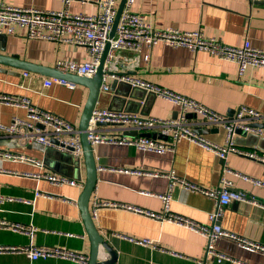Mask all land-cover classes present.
Here are the masks:
<instances>
[{
  "label": "crops",
  "instance_id": "crops-1",
  "mask_svg": "<svg viewBox=\"0 0 264 264\" xmlns=\"http://www.w3.org/2000/svg\"><path fill=\"white\" fill-rule=\"evenodd\" d=\"M3 1L14 6L44 10L68 9L73 13L94 14L100 11L103 0H70L67 4L64 0ZM120 1L117 0V9ZM132 8L143 14L154 28L201 29L204 34L231 46H241L245 40H249L254 46L264 48V0H135ZM0 53L17 55L12 62L0 63V93L25 97L33 105L60 115L79 127L88 88L81 85L69 88L58 83L45 86L44 79L51 76L25 70L22 65L27 61L55 67L60 58L85 60L87 50L84 46L29 38L24 28L17 27L15 34L5 33L0 38ZM123 53L133 57V60L129 64H118L120 71L179 92L227 116H233L241 105L264 113V67L249 65L243 74H239L234 61L221 59L205 50L194 51L164 43L151 48L144 46L139 54L128 50ZM146 53L150 54L149 60L144 59ZM111 98L112 92L105 91L98 105L107 108ZM120 105L122 108L136 107L128 101L122 103L117 100L116 106ZM137 108L139 111L135 113L142 114L143 111L161 118H176L179 115L177 105L157 94L150 100L140 101ZM26 115L25 107L0 102V122L9 124L15 116L23 118ZM189 118L191 124L197 126L199 118L196 115ZM202 128L209 130L205 134L211 140L224 142V128L211 125ZM136 132L131 130L125 134L134 137L152 132L154 138L170 141L157 129ZM258 135L264 138V129ZM237 136L240 135L237 133ZM252 142L249 138H242L235 144L240 148L258 149L264 153V143L260 147ZM93 148L98 167L91 211L97 227L118 252L116 264H217L216 258L206 253V237L198 232L122 208L98 207L96 211L93 210L94 199L161 210L163 202L159 195L167 191L170 183L167 175L170 173L203 189L218 186L221 178L226 177L231 180L235 190L245 191L254 197V201H232L226 206L220 223L229 232L264 244V186L253 184L226 170L232 169L264 182L263 163L237 153L222 159L188 139L179 141L174 150L162 153L120 142L99 143ZM0 149L38 158L45 164L44 171L85 181L83 161L77 163L68 152L45 147L36 141L28 142L21 132L12 135L0 132ZM42 171L28 162L0 158V196L13 198L3 202L0 200V218L37 228L32 237L0 228V243L60 246L89 255L91 242L77 204L82 188L69 184L58 186L46 179L24 174ZM37 190L53 194V197L36 196ZM20 198L30 202L21 201ZM214 207L213 197L175 184L171 200L174 213L208 224L209 213ZM115 233L139 239L149 238L157 247L137 243ZM215 247L217 251L245 264H264L263 252L245 249L233 238L222 236ZM101 255L109 257L104 251ZM0 264L77 263L55 257L33 260L24 252H6L0 253Z\"/></svg>",
  "mask_w": 264,
  "mask_h": 264
},
{
  "label": "built area",
  "instance_id": "built-area-1",
  "mask_svg": "<svg viewBox=\"0 0 264 264\" xmlns=\"http://www.w3.org/2000/svg\"><path fill=\"white\" fill-rule=\"evenodd\" d=\"M64 1L67 4L70 0ZM134 2L135 0H126L116 32L113 37H110L112 24L117 13V0H103L100 11L94 14L73 13L68 9L44 10L34 7L14 6L0 0V35L5 33L15 34L17 27H20L26 30V36L29 38H42L59 43H72L84 46L87 50L85 60L60 58L55 64V68L62 72H70L82 76H93L95 74L106 43L109 42L110 47L104 66L103 91L109 90L112 79L125 81L133 86L152 91L179 107V115L176 118H161L129 111L111 110L97 105L93 110L88 127V139L93 147L99 143L120 142L133 144L143 150L162 153L174 150L179 141L188 139L206 150L214 152L222 159H226L231 153H237L264 164V153L258 149L240 148L235 144L237 130H242L243 133H263L262 129L253 125L256 122H264L263 112L241 105L233 116H227L193 98L118 69V64H129L133 60V57L123 53L124 50L139 54L144 46L151 48L155 44L164 43L173 47H187L194 51L205 50L221 59L234 61L237 63L239 74H243L249 65L264 67V48L254 46L249 40H245L241 46H231L216 37L204 34L201 29L154 28L143 14L133 10ZM144 59L149 60L150 54H144ZM25 75H28V72H25ZM53 83L65 85L69 88L77 86V84L65 78L48 77L44 79L45 86H51ZM0 102L23 106L27 109L26 117L15 116L9 124L0 122V132L9 135L21 132L28 142L36 141L45 147L68 152L74 159H80L82 162L84 150L81 131L77 125L60 115L33 105L25 97L0 93ZM190 113L195 114L199 118L197 126L191 124L188 116ZM205 125L224 128L226 131L224 142H215L207 137L206 134L196 130L198 127ZM22 129L24 130L21 131ZM154 129L170 138V141H161L143 134L134 137H129L125 134L131 130L139 132ZM0 158L34 164L43 170L42 173L32 174L27 172L24 174L46 179L54 185H77L82 189L84 187V182L55 172L44 171V162L33 156L0 149ZM226 170L250 180L253 184L264 186V182L259 179L232 169L227 168ZM133 171L137 170L133 169ZM138 172H142V170H138ZM167 176L170 178L168 189L164 194L159 195L163 202L161 210H149L130 204L109 200L100 201L98 199L93 201V210L96 211L98 207L122 208L159 221L174 222L189 230L198 232L206 237V253L207 255H213L217 264H227V262L245 264L225 253L217 251L215 244L222 236L237 240L245 249L264 253V244L229 232L220 223V218L223 216L226 206L232 201H254V197H251L245 191L235 190L231 180L226 177L221 178L218 186L203 189L195 183L178 177L174 173H170ZM176 183L186 189L200 191L215 199V207L209 213L208 224L198 223L190 217L176 214L171 210V200ZM35 195L53 197V194L40 190H37ZM5 199L13 198L0 196L2 202ZM20 200L30 202L27 199L20 198ZM0 228L24 233L31 237L37 229L33 225L4 218H0ZM115 234L127 237L137 243L144 245L153 244L154 247H157L149 238L139 239L122 233ZM67 235L72 236L73 234L67 233ZM6 252H24L33 260L55 257L71 260L77 264H87L89 261V255L84 252L60 246H38L33 243L26 246L0 243V253Z\"/></svg>",
  "mask_w": 264,
  "mask_h": 264
},
{
  "label": "water",
  "instance_id": "water-1",
  "mask_svg": "<svg viewBox=\"0 0 264 264\" xmlns=\"http://www.w3.org/2000/svg\"><path fill=\"white\" fill-rule=\"evenodd\" d=\"M125 3L126 0L120 1L114 22L112 24L110 37H113L116 32V28L119 23L120 16L122 14ZM3 35L4 34H1L0 38H2ZM109 47H110V43L107 42L100 60V64L93 76H82L70 72H62L56 69L54 66H46V65L36 64L27 61L23 62L22 65L23 69L25 70L39 72L45 76L65 78L70 82L88 88V96L84 104L81 120L79 123V129L81 131L83 150H84L82 161L85 165L86 177L84 181V187L81 190L80 195L77 199V204L81 212V218L83 219L88 237L91 242V251L89 254V261L87 264H116L118 260V252L116 248L101 233V231L99 230V228L97 227L94 221V217L91 212V198L93 196V191L95 189L97 182L98 166H97L96 156L94 153V148L88 139V127L93 110L96 108L100 98L105 92L102 90V83L104 80V72H105L104 66H105L107 53L109 51ZM16 58L17 55L12 56V55H4L0 53V63H9ZM108 91L112 92V98L110 99V103L107 108L111 110H120V111L138 112L139 110L137 107L140 101H143L144 99L150 100L151 98H153V96H156V93L152 91H148L144 88L133 86L125 81H120L115 79L111 80V84ZM128 98L129 100H127ZM117 100H120L122 103L128 101L130 104L136 105V107L130 108L127 106L122 108L121 105L116 106ZM141 113L150 115L148 112L141 111ZM194 115L195 114L192 113L188 114V116H194ZM253 125L259 127L262 130L264 129V123L260 124L258 122V123H253ZM196 130L204 134L209 131L208 129L202 127H198ZM237 133L240 136H237L235 138V142H238V140L242 138H249V140L253 141L252 142L253 145L260 146L262 145V143H264V138L259 136L258 133L255 134V133L247 132L245 135H243L242 130H237ZM142 134L145 136L155 137V134L152 132H146ZM162 136L167 137L165 135ZM76 161L77 163L81 162L80 159ZM103 251L109 254L108 258L102 257L101 252Z\"/></svg>",
  "mask_w": 264,
  "mask_h": 264
}]
</instances>
